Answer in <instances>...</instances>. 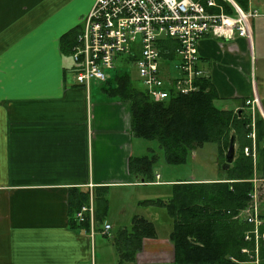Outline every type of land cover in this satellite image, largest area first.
Here are the masks:
<instances>
[{
    "label": "crops",
    "instance_id": "obj_1",
    "mask_svg": "<svg viewBox=\"0 0 264 264\" xmlns=\"http://www.w3.org/2000/svg\"><path fill=\"white\" fill-rule=\"evenodd\" d=\"M95 1L0 0V264H118L113 227L101 231L108 195L166 182L160 174L137 180L129 170L131 108L111 92L121 73L93 80L110 84L102 96L93 81L76 83L62 37L80 29ZM255 29L254 21L253 41L204 37L199 66L223 108L264 117V43L257 45ZM76 190L96 198L102 221L94 234L76 219ZM144 199L140 193L135 203ZM154 225L156 236L144 237L135 260L124 264H177L172 228L160 234ZM235 260L224 264H254Z\"/></svg>",
    "mask_w": 264,
    "mask_h": 264
},
{
    "label": "trees",
    "instance_id": "obj_2",
    "mask_svg": "<svg viewBox=\"0 0 264 264\" xmlns=\"http://www.w3.org/2000/svg\"><path fill=\"white\" fill-rule=\"evenodd\" d=\"M235 1L244 9L249 7L248 0ZM220 2L224 4L226 12H233L227 1ZM77 31L62 37L66 52H70ZM116 80L117 85L111 88V92L129 102L133 134L139 138L157 140L168 163L186 162L197 148L208 142H216L222 155L232 135L236 137V143L240 142L239 155L229 168H224L227 165L225 158L223 170L227 173L226 177L173 183L169 198L147 202L165 207L172 219L170 238L175 245V263L224 264L230 263L232 257L241 261L250 260L249 255L241 252L245 244L243 233L249 226L234 216L247 206L249 193L254 186L250 179L254 174L255 161L251 155L244 153L245 146H252L251 139L247 138L251 130L252 112H245L244 115V110L217 107L214 101L218 99V94L208 78L200 81L199 91L188 95L173 94L162 101L153 100L145 89L137 88L128 73L117 75ZM255 129L257 170L261 168L258 164L260 159L264 160V117L259 111L255 113ZM155 161V155L134 156L129 161V170L135 179L153 182L152 167ZM76 191L77 204L73 195L70 202L79 209L89 201V193ZM96 220L98 226L102 218L97 211ZM79 224L89 228L88 222ZM154 236V223L135 215L131 230L123 228L113 237L120 256L118 264L133 262L143 238ZM262 246L264 264V244Z\"/></svg>",
    "mask_w": 264,
    "mask_h": 264
},
{
    "label": "built area",
    "instance_id": "obj_3",
    "mask_svg": "<svg viewBox=\"0 0 264 264\" xmlns=\"http://www.w3.org/2000/svg\"><path fill=\"white\" fill-rule=\"evenodd\" d=\"M228 1L234 14L226 13L218 0H96L82 18L71 45V70L76 83L89 87L93 80L105 81L117 63L132 60L146 92L155 101L199 91L200 81L207 76L198 66L200 41L206 36L225 40L239 36L252 41L250 19L261 14L257 9L245 12L233 0ZM163 58L166 62L161 61ZM246 103L252 105L257 99ZM247 138L253 146H245L244 153L255 159L254 121ZM254 181L264 182V177ZM259 190L253 188L247 206L234 216L249 226L243 233L241 252L249 255L254 264H262L264 244V208ZM76 219L88 222L91 234L97 231L92 193L76 212ZM110 229L111 224L106 223L101 231L109 233Z\"/></svg>",
    "mask_w": 264,
    "mask_h": 264
},
{
    "label": "rangeland",
    "instance_id": "obj_4",
    "mask_svg": "<svg viewBox=\"0 0 264 264\" xmlns=\"http://www.w3.org/2000/svg\"><path fill=\"white\" fill-rule=\"evenodd\" d=\"M251 5L253 7L258 8L261 13H264V0L263 2L262 0H251ZM248 6H249V0H248ZM254 21L256 24L255 37H256V41H258L257 42V45H258L262 41L264 43V16L256 17ZM253 39H254V23H253ZM69 59L71 62H73L71 54L69 56ZM161 61L166 62L164 58ZM176 62H177V58L175 57L173 62H171L172 70H174V65ZM116 65H117V68H116L117 71H110L108 72V74L114 77L116 72H119L121 74L128 73L130 75V79L132 80V82L137 88L145 89L144 84L133 62L125 61L124 63H122L121 61L117 63ZM115 84H116L115 81L111 83V85L113 86ZM109 85L110 84L106 82H99V81L92 82L93 91L95 93H100L101 96L102 94H105L102 88L108 87ZM214 102L217 107H224L222 102L218 103V101L216 100ZM251 112H252V121L255 122L253 111ZM243 113L244 115H246L245 111ZM226 150H224V153L222 155L219 152V147L216 142H208L204 144L202 147L197 148L188 157L186 162L178 163V164L168 163L165 160L164 151L159 146V143L157 140L155 139L148 140L144 138L135 137L134 139L135 157H138L140 155L141 156L148 155L149 157H152L155 155L156 161L154 162L153 167H152L153 180L155 181L156 175L160 174L161 180L166 181V182H164L163 185H161L160 187L154 186V185H147L143 188H134L133 190H130L129 193L120 190V193L123 196H119V191H116V190H114L115 192L108 195L109 197L111 196L112 198V205L109 210V213L107 214V216H105L104 220L109 221V223L113 227L111 230L112 234L114 236L117 235L118 232L123 228L131 230L132 222H133L132 214L134 213H138V215L140 213L141 216L144 214L145 216H148V218H151L153 222L156 224L157 230L159 231L160 234L168 233L169 230H171L172 228V221L170 219V216L166 208L162 206H151V204H149V202L147 201L156 200L159 198L161 199L169 198L172 193L173 183H180V182H185V181L187 182V180H208L210 181L213 179L226 177L227 173L223 170V165L225 163ZM239 151H240V142L238 141L236 143L235 158L239 155ZM256 160H257V157L254 159L255 169H254L253 177L250 180L252 181L254 185L253 188L257 187L258 189H260L259 192H260L262 201H264V182L256 183L254 181L255 178H263L264 160L261 161L260 159V162L258 164H260L261 168L260 169L258 168L257 170H256V164H257ZM140 193L143 194L144 198H146L142 200V203L145 201L143 205H138L135 203V198L138 199V195ZM131 195L132 197H134V199L131 197ZM123 208L126 209V211H124ZM263 212H264V209H263ZM104 239L107 240L108 242L112 241L108 238H104Z\"/></svg>",
    "mask_w": 264,
    "mask_h": 264
},
{
    "label": "bare ground",
    "instance_id": "obj_5",
    "mask_svg": "<svg viewBox=\"0 0 264 264\" xmlns=\"http://www.w3.org/2000/svg\"><path fill=\"white\" fill-rule=\"evenodd\" d=\"M204 0H202V2H203ZM225 1H227L231 6H232V4L228 1V0H225ZM234 2H236L235 0H233ZM218 2L223 6V10L226 12V10H225V6H224V4L222 3V2H220V0H218ZM237 3V2H236ZM238 4V3H237ZM239 5V4H238ZM240 6V5H239ZM232 8H233V12L232 13H228V12H226V13H228V14H234L235 13V9H234V7L232 6ZM240 8L243 10V11H245V12H248V11H252V10H254V9H257L258 11H259V9L258 8H256V7H253L252 5H251V0H249V7L247 8V9H244L243 7H241L240 6ZM260 12V11H259ZM261 13V12H260ZM263 14L261 13L260 15H258V16H253V17H251V19H250V22H251V28H252V41H253V23H254V19L256 18V17H259V16H262ZM236 38H244V39H248V38H246V37H239V36H236L235 38H233V39H230V40H234V39H236ZM223 40H225V39H223ZM249 40V39H248ZM199 62H200V58H199ZM199 62H198V66H199ZM199 68H200V66H199ZM207 78V77H206ZM262 214H263V216H264V212H263V209H262Z\"/></svg>",
    "mask_w": 264,
    "mask_h": 264
},
{
    "label": "water",
    "instance_id": "obj_6",
    "mask_svg": "<svg viewBox=\"0 0 264 264\" xmlns=\"http://www.w3.org/2000/svg\"><path fill=\"white\" fill-rule=\"evenodd\" d=\"M235 156H236V137L232 135L229 141V146L225 153L227 165H225L224 168H229V165L231 164V162H233Z\"/></svg>",
    "mask_w": 264,
    "mask_h": 264
}]
</instances>
